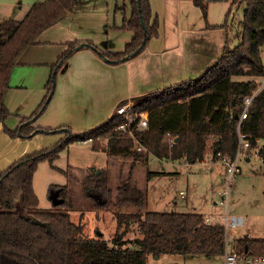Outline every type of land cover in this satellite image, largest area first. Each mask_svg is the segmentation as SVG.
I'll return each mask as SVG.
<instances>
[{"label":"trees","instance_id":"obj_1","mask_svg":"<svg viewBox=\"0 0 264 264\" xmlns=\"http://www.w3.org/2000/svg\"><path fill=\"white\" fill-rule=\"evenodd\" d=\"M123 1L124 5L117 8L126 12L128 7L130 13L117 27L131 31V40L122 50L101 47L90 39L66 42L65 49L51 64L44 100L31 115L21 118L15 130L5 126L12 114L5 102V93L11 87L19 57L29 46L40 43L38 38L44 30L85 5L86 0H39L23 18L0 20V127L4 126L11 136L23 138L38 132H65L57 143L23 155L0 172V264H148L149 255L159 258L162 254L185 257L204 254L215 258L225 254L227 230L222 222L207 223L206 215L197 210L143 211L148 192L133 179L134 162L130 175L121 178L116 191L110 186L109 174L104 169L100 173L91 169L83 182L86 196L97 192L105 199L102 206L118 210L119 228L126 229L118 234L115 244L101 236L83 234L84 224L72 220L69 212L73 201L68 185L50 187V190H61L62 204L51 209L39 205L33 183L39 162L49 159L52 163L74 141H90L94 150L109 156H131L143 163H148L150 155L196 163L203 161L210 149L213 159H219V152H227L231 157L236 155L237 127L244 98L253 92L254 79L264 75V0H240L244 4L241 41L234 47L228 41L222 55L204 74L133 99L134 109L148 112V127L136 132L147 151L136 150L133 139L116 129L120 121L116 114L85 131L34 124L54 95L57 74L66 70L77 50L91 48L109 63L118 64L138 54L152 37L158 36L159 20L153 15L150 0ZM194 1L202 9L207 27L212 26L207 21L209 0ZM241 131L248 136L252 147L257 145V140H264V89L255 96ZM170 137L176 140L171 142ZM260 154L264 163L263 146ZM164 173L152 170L149 176ZM131 224L137 225L141 237L122 239ZM128 242L135 247L124 246ZM232 249L240 255L264 256V237H237Z\"/></svg>","mask_w":264,"mask_h":264},{"label":"rangeland","instance_id":"obj_2","mask_svg":"<svg viewBox=\"0 0 264 264\" xmlns=\"http://www.w3.org/2000/svg\"><path fill=\"white\" fill-rule=\"evenodd\" d=\"M36 1L39 0H0V20L7 17L23 18L30 6ZM118 5L122 7L124 1L86 0V4L81 6L82 9L77 12L78 18L76 20L72 19V22L79 23L81 26L79 24L77 26L82 28L81 33L88 34V38L105 37L103 42L110 38L115 43L117 42L116 47H120L115 49L121 50L125 44H123V37H121L124 32L117 30L116 26L123 23L124 16L129 15V9L127 7L126 12H124V10L117 8ZM243 5L240 0H209L208 2V20L217 24L228 23L224 29L229 37L231 47L241 41L239 34L241 31L240 21L243 19L244 13ZM199 11L201 10L199 9ZM228 13L229 16H227ZM69 24L68 20H64L59 25L68 26ZM54 29L45 32L48 33L45 35L55 36L57 34L58 37L64 35L60 28ZM54 31H56V34H54ZM104 47H107V45H104ZM45 65L30 63L15 65L11 78V84L14 87H12L9 99L10 111L18 108L22 113L30 115L44 100L47 91L44 88L43 92L42 87L46 86L52 71L51 65H48L50 73L47 77L45 75L41 78L42 67ZM61 73L59 72L56 76L55 92L46 110L56 98L58 79ZM244 78L249 77L245 76ZM46 110L36 119L34 124L54 129L62 127L52 123H56L54 115H50L46 119V123H38ZM11 117H14L13 112L9 119ZM64 135L65 132L62 131H50L38 132L32 137L19 138L28 141L33 152L57 143ZM261 145L264 147V140ZM206 157H212L211 149ZM133 162V179L139 187L146 189L148 192V203L143 211L197 210L208 213L214 221L225 224L228 249H232L234 236L264 237V163L261 154L259 157H253L249 162L243 159L241 161L242 172L233 180L228 214L231 217L233 215L241 216L245 220L235 227L228 228L225 207H214L212 205L217 196L215 195L214 186L218 182L217 179L219 180L220 171L224 169L221 162L217 164L214 171L205 170L207 165L201 162L192 165L182 159L172 160L158 158L154 155H150L148 163H143L141 160L135 161L131 156H109L104 151L94 150L90 141L71 142L59 152L58 157L52 163L49 159H43L39 162L33 179L39 205L43 209L55 207L56 205L53 204L50 196L51 185H68L69 196L73 201V207L69 212L72 220L84 224L83 234L87 237L101 236L111 244H115L118 234L126 229L125 227L119 228L118 218L116 217L118 210L102 206L101 203L105 199L97 192H93L91 196H86L83 191V182L92 168L104 169L109 174L110 186L116 191L121 178L130 175ZM163 168L166 173L149 176V171ZM180 191L184 192L180 193ZM18 203H21L20 198H18ZM212 211L215 213H212ZM136 237H141V234L137 225L131 224L122 239L130 240ZM124 246L135 247L130 242L124 244ZM162 263L225 264L223 256H216L212 259V257L204 254L188 255L187 257L181 254H162L159 258L149 255L148 264Z\"/></svg>","mask_w":264,"mask_h":264},{"label":"crops","instance_id":"obj_3","mask_svg":"<svg viewBox=\"0 0 264 264\" xmlns=\"http://www.w3.org/2000/svg\"><path fill=\"white\" fill-rule=\"evenodd\" d=\"M150 2L154 17H158L159 20L158 36L152 37L147 46L138 54L118 64L109 63L91 48L77 50L69 59L66 70L59 76L56 98L50 103L38 123H46V119L54 115L56 123L52 122L53 124L70 127L73 131L94 128L112 117L119 103L133 101L139 95L186 79L198 78L219 59L229 41L224 29L228 23H211L207 18L212 25L207 27L203 11L194 0H150ZM81 9L79 7L44 30L40 34V43L29 46L19 57L17 64H46L42 67V78L45 75L48 76L50 73L48 65L57 60L68 41L90 39L101 47L107 45V48L112 50L120 48L116 47L117 42L115 43L110 38L103 42L105 37L97 38L96 36L95 39H91L88 38V34L81 33L83 30L77 26L79 23L72 22V19L78 18L77 12ZM64 20H68L70 24L68 26L59 25ZM117 26V30L124 32L121 37H123V44H126L131 40L133 33ZM52 28H55L54 30L60 28L64 35L58 37L54 31L55 36H46L45 34L48 33L45 32ZM12 87L14 86L11 84L5 93L8 108H10L9 99ZM44 88L46 89V86L42 87L43 92ZM17 109H12L14 117L9 119V116L5 121V126L11 130L20 126L23 116L29 115ZM33 112L34 110L31 114ZM31 147L28 141L11 136L5 131L4 126H1L0 172L23 155L32 152ZM251 159L246 161L249 162ZM200 162L207 165L205 170L214 171L221 160L206 157ZM154 171L166 173L164 168ZM223 174L224 169L220 171L219 180L217 179L218 182L216 181V186H214L215 195ZM183 192L180 191V193ZM216 199L212 204L214 207L220 206L216 204ZM212 213L215 212L212 211ZM204 214L209 216L208 213ZM234 238L237 237L234 236Z\"/></svg>","mask_w":264,"mask_h":264},{"label":"built area","instance_id":"obj_4","mask_svg":"<svg viewBox=\"0 0 264 264\" xmlns=\"http://www.w3.org/2000/svg\"><path fill=\"white\" fill-rule=\"evenodd\" d=\"M264 57V47L262 49ZM255 80V88L251 94H248L244 98V108L239 115L237 133L239 136V145L237 147L235 157H231L227 152H219V159L224 164V174L220 186L216 191L217 199L216 204L226 208V224L228 228L235 227L242 224L245 220L241 216L232 217L228 214L231 189L233 180L242 172L241 161L251 159L253 157H259L261 145V139L257 140V145L252 147V143L248 136L241 131V124L245 118L248 117L250 106L255 96L264 89V75L257 77ZM133 101H124L116 106L115 114L120 117V121L116 126V129L127 133L133 139L134 148L138 151H147V147L139 140L136 132L142 131L148 127V112L136 110L133 107ZM176 139L170 137V141L173 142ZM207 223H212L214 219L210 216L205 218ZM225 264H264V256L254 255H240L233 249H228L226 245V251L224 254Z\"/></svg>","mask_w":264,"mask_h":264},{"label":"water","instance_id":"obj_5","mask_svg":"<svg viewBox=\"0 0 264 264\" xmlns=\"http://www.w3.org/2000/svg\"><path fill=\"white\" fill-rule=\"evenodd\" d=\"M105 60H106V58H105ZM100 171H101L100 168H98L96 170L97 173H100ZM60 192H61L60 189H52L50 192V194H51L50 196H51V199H52L54 205H59V204H62L64 202V198L60 196Z\"/></svg>","mask_w":264,"mask_h":264}]
</instances>
